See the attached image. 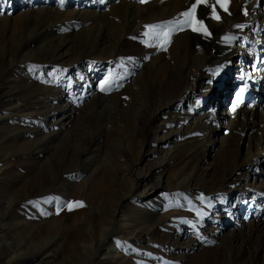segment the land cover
<instances>
[{
    "label": "rangeland",
    "instance_id": "obj_1",
    "mask_svg": "<svg viewBox=\"0 0 264 264\" xmlns=\"http://www.w3.org/2000/svg\"><path fill=\"white\" fill-rule=\"evenodd\" d=\"M117 1L119 0H0V51H5L0 60V98L4 88L2 84L6 80H12L16 84L22 76L44 80V84L54 89L58 96L52 105H58L59 111L54 116L39 118L30 124V130L38 139H53L36 162L46 165L54 157H75L82 149L81 139L85 134H91L96 126L102 132L106 131L108 137L111 135L113 142L108 147L93 145L92 149L101 147L100 154L83 156L81 163H89L92 159L97 163V170L103 171V167H109L112 169L111 175L121 180L118 186L111 187V194L104 197L106 204L99 197L92 198L86 193V186L79 185L82 182L79 180L83 178L79 175L73 183L70 178H66L68 184L62 189L56 183L50 193L42 195L40 190L33 191L30 196L18 199V204L12 193L0 192V258L4 254H10L9 259L0 260V264H38L34 259L44 240L50 242L51 248L47 253L50 256L47 264L81 262V258L91 256L87 249L92 245V239H85L84 249L71 259L70 238L74 227L78 226L85 237L95 234L89 229L93 214L96 216L101 207L106 206L109 212L107 217L113 222L111 228H121V223L118 222L121 215L132 217L138 206L146 207L164 198L157 196L159 194L155 195L150 189L157 183L163 187L160 195L164 193L165 197L171 196L169 199L172 201L188 200L189 211L185 212L186 215L180 222L176 223L168 218L173 225L150 229L148 233L143 232L131 240L133 257L125 264H205L200 259L204 249L189 258L183 256L188 254V248L197 241L207 247L221 249L228 248L230 239L235 236L239 241L234 243L233 252L243 254L239 255V264H249L251 259L257 264H264V0H243L242 4L239 3L236 21L233 26L225 25L227 29L223 36L235 39L212 43L211 38L202 35V39H196L202 45L197 46L198 48L195 46L194 49L197 51L202 48V55L193 51L190 56L185 54L184 49L177 52L175 43L178 30L182 29L184 36L191 30L185 24L176 23L184 21L183 12L176 14L170 26L160 30L170 34L166 50H160L158 45L161 41L152 36L150 25L141 27L135 13H130L141 3L139 0H128L131 8L127 22H119L115 24V28L110 27L109 20L105 17L110 6ZM31 7L37 12L47 9L64 17L77 18H82L83 13L89 11L91 15H99V18L92 30L88 29L89 25L84 21L73 25L71 23L68 29L60 28L56 32L60 36L57 39L71 41L69 47L58 50L63 58L61 66L34 67L23 61L24 55L29 60L32 54L7 51L6 46L8 42L14 41L15 32L8 31L4 36L1 35L5 19L12 22ZM196 19L202 20L198 15ZM216 22L217 27L222 28L219 21ZM143 28L145 31L139 39L122 40L128 30ZM82 29H85L82 31L85 36L81 40L92 46L94 50L91 57L95 59L69 66L70 61L75 58L76 35ZM102 31L109 37L107 42H93L92 37ZM80 36L81 33L77 38ZM58 40L54 41L53 50L58 46ZM140 62H144L149 69L151 64L157 63L160 67L158 80H152L151 77L142 80ZM170 68L172 79L165 85V75ZM189 68L190 84L184 90L186 85L182 82L183 73ZM106 81L105 91L99 90L94 108L83 109L84 104L93 100L100 84H105ZM28 83L30 81H25L22 85L24 89L29 88ZM127 84L130 87L129 94L124 98L117 96V89ZM242 88L244 91L241 95ZM158 89L164 92L162 97H159ZM71 109L82 112L76 115L75 122L69 119L73 114ZM144 114H147L148 120L141 118ZM204 117L207 120L204 121ZM182 118L188 121L187 128H191L189 133L182 130L183 126L173 123L166 126L165 131L161 130L163 123ZM0 121V166L8 163L12 170H19L17 172H20L21 178L12 183L16 190H20L27 183L24 177L31 176L32 173L19 168L28 162L21 155L24 141H18L15 146L13 143L10 145V136L19 125L12 119ZM166 131H174L177 135L166 144L155 143V139L161 138ZM30 136L27 135L28 140H32L33 136ZM201 141L200 155L193 160L187 158L194 150V143ZM177 147L182 152L172 161L166 160L164 166L157 167ZM227 148L236 158V167L232 165L229 168L230 174L221 168L219 158V154ZM233 170L236 171L232 172ZM182 178H190L192 185H195L196 188L193 186L188 193L194 194V198L173 190L167 191L169 184ZM74 202H81L83 207H73L69 211L67 204ZM58 209L64 214L65 248L56 242L61 237V229L58 227H52V232L45 235L47 222L55 225ZM191 210L194 213L191 214ZM169 211L178 213L184 210L165 205L157 213L156 219H164ZM144 212L147 213L146 210ZM251 231L256 233L248 242ZM128 233L130 234L129 229L125 235ZM212 235L216 239L220 238L219 244L212 240ZM109 248L108 244L105 245L101 248L102 253L109 252ZM124 250L122 246H118V251L114 252L120 255ZM225 255L226 252L219 254L218 258L223 260ZM98 263L97 260L89 262Z\"/></svg>",
    "mask_w": 264,
    "mask_h": 264
},
{
    "label": "bare ground",
    "instance_id": "obj_2",
    "mask_svg": "<svg viewBox=\"0 0 264 264\" xmlns=\"http://www.w3.org/2000/svg\"><path fill=\"white\" fill-rule=\"evenodd\" d=\"M242 1L243 0H227V5H228L227 12L220 7V4L217 3V0H202L201 3L197 4L196 15H198L199 18L203 20L205 27L210 33V35L207 37L213 40L212 43L217 41H220L221 43L223 40H225L223 37L227 29L225 25L226 24H231V26L234 25L236 18L238 16L239 3L242 4ZM194 4H196V0H146V2L137 5L136 8L134 9V12H130L131 3H129L128 0H119L115 2V4H112L110 6L109 12L106 14L105 18L109 20L108 24H110V27L115 28L116 27L115 24L124 21L127 22V17L129 12L131 14L135 13L134 15L137 17L136 19H138V22L140 23L141 27H144L146 24L150 25L151 27L150 29H152V26H160L156 29L157 31H160L161 29L170 26L172 24L171 20H173L176 14H178L179 12L184 13L191 11ZM213 7H215L216 13L220 17L219 23L222 25V28H218L216 25L217 20L212 18L213 11L211 10ZM22 13L23 14L20 17L16 18L12 22H9L11 20L8 19H5L3 21L2 23L3 25L1 27L2 29L1 35L3 34L5 35V33H7L8 31H12L13 33L15 32L16 34L15 33L14 34L16 36L13 39L14 41L8 42L6 46L7 51L11 53L21 52L23 55L24 53L32 54L29 60L25 58L24 56L26 55H24L23 61L29 62V64H32L34 67H43L46 65L52 67L61 66V61H63V58L58 53V50L59 49L63 50L69 47L68 45L69 44L71 45L70 43L71 41L57 39L60 38V36L58 37L56 35V32L59 31L60 28L68 29L69 24L72 23L73 25V23L75 24L78 21L80 22L84 21L85 24L89 25L88 29L92 30L93 24H96L95 22H97L96 20H98L99 18V15L96 14L91 15L92 13H90L89 11L83 13L82 18L80 17L77 18L76 16L64 17L63 15H60V13L58 12L48 11L47 9L40 10L39 12H37L32 7L31 9H28ZM185 19L186 18L184 17V20ZM196 20L200 21L199 19ZM185 25L191 30L190 31L188 30V34L185 36L182 33L183 31L182 29L181 31L178 30L175 37V43H176L177 52L180 51L181 49H184L185 54L190 56L193 54V51H195L194 50L195 46L197 47L199 45H202L201 43L197 42L196 39L197 38L202 39V35L204 34L202 32H194L192 30L191 23H187ZM136 26H138V23ZM84 30L85 29L79 30V33H81V36L79 38H77L79 33H77L76 35V40L74 41L75 45H77V47L75 46V50H74L75 58H73L70 61L69 66H75L76 64H78V62H83L84 60L87 59H89L90 61L95 59L94 57H91L92 50H94L92 49V46L88 45L86 41L81 40L83 36H85L84 32L82 33V31ZM144 31L145 28L141 30L135 29L134 31L128 30L125 33V35L122 37L123 38L122 40H127L129 38H132L133 40H137L143 35ZM101 33L99 34L96 33L95 36L93 35L94 37H92V41L95 42V40L96 41L100 40V41H105L106 43L107 42L106 40H108L109 37L104 35L103 31ZM55 40H58V46L53 50L52 45ZM82 43H86V44H82ZM4 52L0 53V60L3 58ZM195 52H197L198 55L200 54L202 55V48L197 49V51ZM148 53L151 55L149 51ZM142 54L143 56H146L145 53ZM232 56L233 54L231 55V57ZM139 67H141L142 69V76H141L142 80H144V78H150V77L152 78V80H158V77H160L159 74L160 67L157 66V63L151 64L149 69L144 64V62H140ZM172 68H170L166 72L165 80H164L165 85L170 79H172L171 78ZM195 71L197 72V69H195ZM189 73H190V68L187 71H184L183 73L184 75L182 78V82L184 85H186L184 90H187V85L190 84ZM0 74H2V64H0ZM26 77L27 76L19 77L20 79L16 84L12 80L10 81L6 80L2 84L4 88L0 98V108H2L0 110V120L12 119V121L15 124L19 125L15 131L12 130L13 132L10 136V141L8 143L9 144L13 143L12 145L15 146L18 141L20 140L24 141L22 142L24 150L22 151L21 155L24 156L28 160V162H26V164H24L19 168H23L24 172L27 173L32 172V173L31 176L28 175L24 177L27 179L26 180L27 183L25 184V186L22 187V189L20 190H16V187H14L13 183L21 178L20 172H17L19 170H12V167L8 163L2 164V166H0V192L4 194L12 193V196L16 198L17 200L16 203L18 204L21 198L30 196L33 191L35 192L37 190H40L42 191V195L46 193H50L53 186H56V183H58L60 188L62 189L65 187L66 184H68V182H66V178H70L72 180L71 183H73L75 177L79 175V176H83V178L79 180L82 181L81 183H79V185L86 186L85 188L86 193H88V195L91 196L92 198L99 197L106 204L104 197H108L109 194H111L110 191L111 187H113V185L118 186V184L121 183V180L116 179L111 175L112 169L109 167L106 166L103 167L104 169L103 171L97 170V163L94 160L92 161V159L90 160L89 163L88 162L86 164L83 163L84 165L81 162H83L82 159L83 156L100 154L101 147L92 149L93 145L100 144V146L103 145L105 147H108L113 142V138L111 137V135L108 137L109 134L106 133V131H103L104 132L103 133L101 130L97 129L96 126H94L93 132L91 134H85V136L81 139L80 142L83 146L82 149H80L81 151L77 152L76 154L77 156L75 155V157L69 159H67L66 157L64 158L65 155L59 157L58 159L54 157V159H51L49 163H47L46 165L36 162L37 159L40 158L39 156H42L45 153L46 145L48 143L53 142V139H50L49 137L44 139H38V136L34 135L35 133H33L30 130V127H32L30 126V124L34 121H37L39 118H44V117L47 118L50 115L54 116V114L57 113L59 110H58V105L53 106L52 104L53 102L54 103L56 102L58 96L54 89L44 84L45 83L43 82L44 80L42 79L39 80L38 78L30 79ZM25 81H30V83H28L30 85L29 88L26 89L23 88L22 85L25 84ZM101 85L102 84H100L93 100L87 102L88 104L87 103L84 104L83 109H88L91 107L94 108V106L96 105V100L99 96V90H101ZM128 86L129 84H127L126 86L123 85L120 86L117 89L116 95L117 96L121 95L122 98H124V96L126 97V95L129 94L130 87ZM158 90L160 91L159 97H162L164 95V92H162V89H158ZM71 111L73 112V114L70 116L69 119H71V122H75L76 115L77 114L80 115L82 112L79 111V109H74V110L71 109ZM141 118H143L144 120H148L147 118L149 117L147 116V114H144L141 115ZM203 120L205 121L207 120V118L204 117ZM1 122L2 121H0V123ZM172 123L183 126L182 130H184L187 133L191 131V128H187L188 121H186L185 118L184 119L182 118V120L179 121L163 123L161 126V130L165 131L166 126ZM193 129L194 127L192 128V130ZM27 135L28 136L34 135V136L32 140H28L29 137L27 138ZM176 135L177 133H175L174 131L172 132L166 131V133L161 138L155 139V143L160 144L163 142L166 144L170 142ZM194 144H195L194 150H192L187 155V158H189L190 160L195 159L198 155H200V152L202 151V141L196 142ZM186 148L187 147H185V150ZM181 152L182 149L180 147L173 149L171 152H169L168 158L164 157V159L157 164V167L164 166L166 160L169 159V162L172 161ZM164 156H166V154ZM219 158H220L221 168H223L228 174H230L229 168H231L232 165H234L235 163L234 161L236 160L235 156L231 155L227 148L223 153L219 154ZM88 167H91V169L88 170ZM234 167L236 166L234 165ZM235 171L236 170H233L232 172ZM193 186L195 187V185H192V181L190 180V178H182L178 182L173 183L172 185L169 184V186L167 187V191L170 192V190H173L175 193H182L184 195H187L188 198H194V194L192 195L188 194ZM162 188H163L162 185L159 183L151 186L150 188L151 190H153L152 193H154L155 195L159 194L157 196H160L161 198L164 197L163 199H159V202H153L151 203V205H147L146 207H144V205L138 206L136 211L133 213L132 217H129L127 215H121L118 221L121 223V228H115V227L111 228L113 226V222H111V220L107 217L109 212L106 206H102L101 210L98 213H96V216L93 214V220L89 226V229H92V231L95 234L91 233L90 235H87V237H85V235L79 231L78 226H75L70 238V245L72 247V251L70 254L71 259L77 257V253L81 252L84 249L85 239L91 238L92 245L87 249L90 251L91 256L89 255L88 257L87 255L81 258V262L80 260L78 261L79 264H84V262L85 264H89L90 260L91 261L97 260L99 262L98 264H125L127 260H131L132 259L131 257H133L131 240L136 239L137 237L140 236V234L142 235L143 232L148 233L150 229L156 227L164 228L173 225L172 222L168 220V218L169 219L172 218V220L175 221L176 223L180 222V220L184 218V216L186 215L185 212L189 211L187 204H189L190 202L187 203L188 200L183 201L182 199H181L182 201L178 199L172 201L169 199L171 196L166 195L167 197H165L164 193H161L160 195L161 192L160 190H162ZM117 190H120V188H117ZM167 201L169 202V204H165ZM195 203H198V201H196ZM165 205H170L172 207L173 206L180 207L184 211L178 213H176L175 211L173 212L169 211V214H166L164 219H156L157 213L163 210ZM59 206L62 208L61 205ZM145 210L147 211V213L144 212ZM190 213L192 214L194 212H192L191 210ZM177 214H179L177 217H173L174 215ZM46 226H48L46 227V232H45L46 236L50 234L51 230H53L51 229L52 227H58L59 230L61 229V237H58V239H56V242L58 241V244H60V246L65 248L66 235L64 228V214H62V212L60 211L58 214L57 221L55 222V225L54 224L52 225L51 222H47ZM127 229L130 230V234L128 233L125 235ZM106 230L107 232H105ZM96 232H98L99 234H97ZM254 232L255 231L250 232L249 234L250 236L247 239L248 242L251 241V237L252 235H254ZM215 235H212L213 236L212 240L215 243L219 244L220 238L216 239ZM235 238L236 236L230 239L231 242L227 245L228 248H221V249L215 247L210 248L204 244L202 245L201 242L197 241L188 248L189 252L188 254H185L183 258H189L192 254L196 253L199 250L204 249L201 253L200 259L205 264H239L237 262L239 259V255H243V254L239 252H233L234 250L233 245H235L234 243L236 242V240H238ZM43 242H44L43 246H41L38 249V252L36 253L37 254L36 258L34 259V261H36L38 264H47L50 262L48 261L50 256L47 254L50 248V242L48 240H44ZM107 244L110 246L109 252L102 253L101 248H103ZM118 246H122V248L125 249L124 251H122L123 253L121 252L122 254L120 255L114 252V251H118ZM224 252H226L224 259L223 260L219 259L218 255ZM4 255L5 256L3 258H0L1 261L8 260L10 257L9 253L7 255L6 254ZM78 262H76L75 264H77ZM63 264H69V262ZM249 264H257V263L256 261L254 260L252 261L251 259Z\"/></svg>",
    "mask_w": 264,
    "mask_h": 264
},
{
    "label": "snow or ice",
    "instance_id": "obj_3",
    "mask_svg": "<svg viewBox=\"0 0 264 264\" xmlns=\"http://www.w3.org/2000/svg\"><path fill=\"white\" fill-rule=\"evenodd\" d=\"M139 2L144 3V2H146V0H139ZM201 2H202V0H196V4L193 5L191 11L182 13V16L185 17L186 19L184 21H177L176 23L177 24L191 23L192 30L194 32H202L207 37L210 35V33L208 32V30L205 27L202 20H200V21L196 20V15H195L197 4H199ZM217 3H219L220 7L223 8L224 11L227 12V10H228L227 0H217ZM244 14L246 15L247 13L245 12ZM189 18H190V20H189ZM212 18L216 19L217 21H219V19H220L219 15H217V13H216L215 7H213ZM158 27H160V26H152V36L156 40L161 41L158 45L159 49L160 50H166V45H167V43L170 42V39H169L170 34L166 33V32L157 31L156 29ZM237 27H243V26L237 25ZM145 35L147 36L148 33L146 32ZM224 39L226 41H230V40L235 39V37L226 36V37H224ZM107 83L108 82L106 81L105 84L101 85V91H105ZM243 91H244V89L242 88L241 93H240L241 95L243 94ZM235 109H236V105L233 106V111H235ZM201 199H203V198L201 197ZM67 207H68V210L71 211L73 209V207H83V204L81 202L68 203ZM58 213H59V209L57 211V214ZM198 215H200V214L198 213Z\"/></svg>",
    "mask_w": 264,
    "mask_h": 264
}]
</instances>
